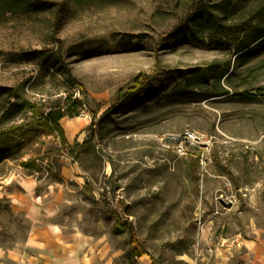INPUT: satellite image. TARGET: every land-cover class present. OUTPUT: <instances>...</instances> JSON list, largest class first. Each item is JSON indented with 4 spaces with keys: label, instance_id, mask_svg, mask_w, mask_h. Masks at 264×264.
<instances>
[{
    "label": "rangeland",
    "instance_id": "rangeland-1",
    "mask_svg": "<svg viewBox=\"0 0 264 264\" xmlns=\"http://www.w3.org/2000/svg\"><path fill=\"white\" fill-rule=\"evenodd\" d=\"M43 2L61 9L33 7ZM215 2L0 0V87L34 104L0 125V248L19 255L0 264H255V244L264 247V48L239 59L232 43L215 47L209 31L197 32L196 8ZM59 44L85 98L67 83ZM139 74L143 86L114 106ZM59 109L77 115L60 120L67 134L63 122L78 119L75 153L43 128L22 139L39 113ZM186 131L201 144L181 153L173 139ZM29 159L41 171L23 167ZM23 196L38 222L15 204ZM115 213L149 256L130 254ZM30 235L38 248L26 247Z\"/></svg>",
    "mask_w": 264,
    "mask_h": 264
},
{
    "label": "trees",
    "instance_id": "trees-1",
    "mask_svg": "<svg viewBox=\"0 0 264 264\" xmlns=\"http://www.w3.org/2000/svg\"><path fill=\"white\" fill-rule=\"evenodd\" d=\"M215 3L206 9L205 6L196 8L194 15L191 17L193 23L199 31L207 30L213 35L211 43L215 47H225L230 42L235 46V50L239 54V59L250 57L264 48V0H214ZM255 5H258V10H255ZM33 7L38 11H47L50 8L56 7L53 3H35ZM55 9V8H54ZM61 7H56V12L60 11ZM243 11V18H239L240 12ZM192 32H184L192 38H197L195 30ZM196 32V33H197ZM191 33V34H190ZM61 44L57 49V59L61 64L63 73L67 78V83L72 88H77L79 92L86 97L84 86L74 78L71 69L64 62L61 55ZM37 54H42L37 51ZM144 84L141 75L134 77L129 84L117 92L116 102L114 106L123 102L128 95L138 91ZM264 90V88H263ZM34 104L26 100L23 94L17 87H0V125L10 123L21 115L26 108H33ZM33 115V114H32ZM68 116L69 118L77 117L70 113L57 111H49L47 113H39L37 122L27 126L26 131L22 132V139L25 140L31 137L32 133L37 129L43 128L48 134H55L62 147L68 149L69 153H75L79 148V143L75 140L70 145L66 139L64 129L60 125V120ZM19 129V128H16ZM7 153L6 155H9ZM5 154L0 153V160ZM22 166L31 169L35 172L41 171V168L36 163V159H29L26 162H21ZM85 192L87 195L92 193V188L88 182L84 183ZM115 226L118 232L128 233V245L130 254L135 258L149 256L148 252L143 249L139 243L137 233L133 225L127 221H122L117 213L114 214Z\"/></svg>",
    "mask_w": 264,
    "mask_h": 264
},
{
    "label": "crops",
    "instance_id": "crops-1",
    "mask_svg": "<svg viewBox=\"0 0 264 264\" xmlns=\"http://www.w3.org/2000/svg\"><path fill=\"white\" fill-rule=\"evenodd\" d=\"M77 129L75 130L74 134H71V136L69 137L67 134L66 135V139L68 141V139H74L76 135H78V125L76 127ZM25 185L27 186L28 189H33L35 184L33 182H24ZM15 204H17L19 207H21L27 214V218L33 222L36 223L40 220V216H39V212H38V208L35 205L34 201L31 200L30 198H28L27 196H23L21 198H17V200L15 201ZM39 242H35L32 240V235H30L26 241V247H36L38 248L37 244ZM41 243H43L41 241ZM254 247V246H253ZM255 264H264V247H262L259 244H255ZM3 257H11L13 259H19V255L11 250H4L3 248H0V259Z\"/></svg>",
    "mask_w": 264,
    "mask_h": 264
},
{
    "label": "built area",
    "instance_id": "built-area-1",
    "mask_svg": "<svg viewBox=\"0 0 264 264\" xmlns=\"http://www.w3.org/2000/svg\"><path fill=\"white\" fill-rule=\"evenodd\" d=\"M80 116L90 120V115L87 111H83ZM199 134L200 133H197L195 131H186L181 136L177 137L176 140L173 139V141H176L178 143L177 151L183 153L184 145H191L192 147H194L201 144L202 136H199Z\"/></svg>",
    "mask_w": 264,
    "mask_h": 264
},
{
    "label": "bare ground",
    "instance_id": "bare-ground-1",
    "mask_svg": "<svg viewBox=\"0 0 264 264\" xmlns=\"http://www.w3.org/2000/svg\"><path fill=\"white\" fill-rule=\"evenodd\" d=\"M77 123H78V119L76 118L74 121L69 120V121H64L63 125L64 128L67 132V135L70 137L71 134H74L75 130L77 129Z\"/></svg>",
    "mask_w": 264,
    "mask_h": 264
},
{
    "label": "water",
    "instance_id": "water-1",
    "mask_svg": "<svg viewBox=\"0 0 264 264\" xmlns=\"http://www.w3.org/2000/svg\"><path fill=\"white\" fill-rule=\"evenodd\" d=\"M169 141H171V139L169 138L168 139ZM221 205L224 207V208H230L231 207V203H224L222 201H220Z\"/></svg>",
    "mask_w": 264,
    "mask_h": 264
}]
</instances>
